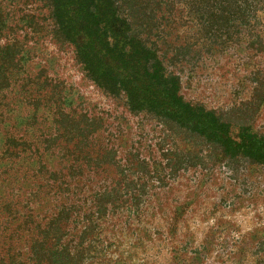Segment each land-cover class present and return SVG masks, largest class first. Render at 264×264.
Wrapping results in <instances>:
<instances>
[{
    "label": "rangeland",
    "instance_id": "rangeland-1",
    "mask_svg": "<svg viewBox=\"0 0 264 264\" xmlns=\"http://www.w3.org/2000/svg\"><path fill=\"white\" fill-rule=\"evenodd\" d=\"M117 1L186 102L264 135V2L224 44L185 0ZM56 29L49 0H0V264H264V166L130 112Z\"/></svg>",
    "mask_w": 264,
    "mask_h": 264
},
{
    "label": "trees",
    "instance_id": "trees-1",
    "mask_svg": "<svg viewBox=\"0 0 264 264\" xmlns=\"http://www.w3.org/2000/svg\"><path fill=\"white\" fill-rule=\"evenodd\" d=\"M252 1L264 2L185 0L198 40L224 44L238 41L249 19L243 4ZM49 5L57 34L74 47L86 78L105 95L123 101L132 113L170 122L200 136L228 157H243L264 166V135L250 126L235 128L217 112L186 102L179 76L166 69L155 48L133 34L131 21L117 0H49ZM101 209L106 208L101 205ZM63 214L57 212L53 218L59 226L64 223Z\"/></svg>",
    "mask_w": 264,
    "mask_h": 264
}]
</instances>
